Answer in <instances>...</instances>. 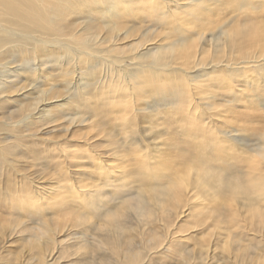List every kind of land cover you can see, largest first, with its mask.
Returning <instances> with one entry per match:
<instances>
[{
  "label": "rangeland",
  "instance_id": "1",
  "mask_svg": "<svg viewBox=\"0 0 264 264\" xmlns=\"http://www.w3.org/2000/svg\"><path fill=\"white\" fill-rule=\"evenodd\" d=\"M0 258L264 264V0H0Z\"/></svg>",
  "mask_w": 264,
  "mask_h": 264
},
{
  "label": "bare ground",
  "instance_id": "2",
  "mask_svg": "<svg viewBox=\"0 0 264 264\" xmlns=\"http://www.w3.org/2000/svg\"><path fill=\"white\" fill-rule=\"evenodd\" d=\"M148 195H149V199L151 201L155 200V201L159 202V198H158L159 195L156 192H152V193H150ZM136 202L138 203V204H136V206H137V208H139L138 209L139 211L144 210L146 208V205H145V202L146 201H145V199H143V198H137L136 199ZM109 217L112 219V220H110V222H111L110 224H116V223H118V221L116 220V218L114 217L113 214H110ZM118 225H120V224H118ZM0 264H13V263L9 259H5L4 260V259H1L0 258Z\"/></svg>",
  "mask_w": 264,
  "mask_h": 264
}]
</instances>
